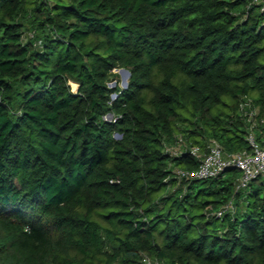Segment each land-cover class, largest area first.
I'll list each match as a JSON object with an SVG mask.
<instances>
[{
	"label": "trees",
	"instance_id": "obj_1",
	"mask_svg": "<svg viewBox=\"0 0 264 264\" xmlns=\"http://www.w3.org/2000/svg\"><path fill=\"white\" fill-rule=\"evenodd\" d=\"M244 96L264 118L254 0H0V264H264V175L163 151L247 148Z\"/></svg>",
	"mask_w": 264,
	"mask_h": 264
},
{
	"label": "built area",
	"instance_id": "obj_2",
	"mask_svg": "<svg viewBox=\"0 0 264 264\" xmlns=\"http://www.w3.org/2000/svg\"><path fill=\"white\" fill-rule=\"evenodd\" d=\"M254 1L264 9V0ZM32 36L33 32H28L23 37L26 39ZM238 112L245 123L247 148L226 151L215 138L210 139L205 147L188 145L185 136L177 133L172 142L164 143L163 151L171 157L187 153L197 160V167L190 169L175 166L172 168L173 175L186 179H208L220 176L229 168H236L239 171L236 191L246 189L254 179L264 175V118L260 116V108L250 97L244 96L238 103ZM234 210V202L229 200L221 207L211 210V213L222 218L225 213ZM141 260L144 264H161L159 259L147 253L142 254Z\"/></svg>",
	"mask_w": 264,
	"mask_h": 264
},
{
	"label": "rangeland",
	"instance_id": "obj_3",
	"mask_svg": "<svg viewBox=\"0 0 264 264\" xmlns=\"http://www.w3.org/2000/svg\"><path fill=\"white\" fill-rule=\"evenodd\" d=\"M123 69H125V68H123V67H117V68H115V69H113V72H115V76L114 77H112V79L110 80V82H109V86L110 87H114L115 85H118V86H120L121 88H124V87H126V85H127V82H128V79H129V76L127 75V76H125V72L126 71H124ZM72 83V82H71ZM72 87H73V89L75 90L76 88H77V83L75 82L74 83V81H73V83H72ZM116 96V94H113V98ZM113 116L111 115V116H109V114L106 116V119H111ZM115 136L116 137H119L120 136V134L118 133V132H116L115 133Z\"/></svg>",
	"mask_w": 264,
	"mask_h": 264
},
{
	"label": "water",
	"instance_id": "obj_4",
	"mask_svg": "<svg viewBox=\"0 0 264 264\" xmlns=\"http://www.w3.org/2000/svg\"><path fill=\"white\" fill-rule=\"evenodd\" d=\"M124 71H126L128 73V76H130V71L128 69H123ZM109 116H111V114H109Z\"/></svg>",
	"mask_w": 264,
	"mask_h": 264
},
{
	"label": "bare ground",
	"instance_id": "obj_5",
	"mask_svg": "<svg viewBox=\"0 0 264 264\" xmlns=\"http://www.w3.org/2000/svg\"><path fill=\"white\" fill-rule=\"evenodd\" d=\"M124 74H125V76H127V75H128V73H127V72H125ZM74 83H75V82H74Z\"/></svg>",
	"mask_w": 264,
	"mask_h": 264
}]
</instances>
